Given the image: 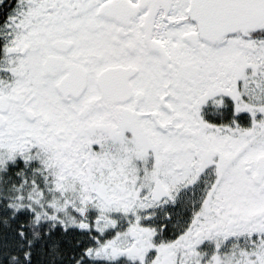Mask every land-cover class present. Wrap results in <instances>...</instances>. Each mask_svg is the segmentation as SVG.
Segmentation results:
<instances>
[{"label": "snow or ice", "instance_id": "snow-or-ice-1", "mask_svg": "<svg viewBox=\"0 0 264 264\" xmlns=\"http://www.w3.org/2000/svg\"><path fill=\"white\" fill-rule=\"evenodd\" d=\"M0 264H264V0H0Z\"/></svg>", "mask_w": 264, "mask_h": 264}]
</instances>
